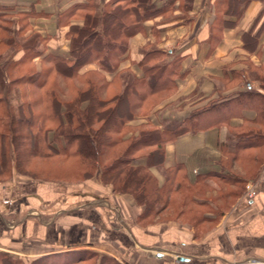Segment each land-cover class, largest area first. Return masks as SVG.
I'll list each match as a JSON object with an SVG mask.
<instances>
[{"label":"crops","instance_id":"crops-1","mask_svg":"<svg viewBox=\"0 0 264 264\" xmlns=\"http://www.w3.org/2000/svg\"><path fill=\"white\" fill-rule=\"evenodd\" d=\"M88 1L0 0V14L14 16L31 10L38 16L31 20L33 31L47 38L46 54L69 57L67 29L57 26L58 15ZM96 1L102 5L108 0ZM168 1L153 0V4L161 9ZM225 1L176 0L172 15L145 20L142 31L127 42V56L118 70L137 77H141L139 64L146 53L163 52L167 63L177 60L174 98L190 101L174 116L177 123L208 101L219 96L227 101L254 87L235 84L237 76L250 75L251 69L264 72V0H249L234 9ZM113 75L105 74L106 80ZM255 91L264 94L261 88ZM255 117L253 108L245 107L218 129L176 137L164 147V167L181 165L190 180L208 172L236 175L233 166L255 159L257 150L240 151L232 167L223 171L217 161L226 158L221 144L227 141L229 129L236 130ZM236 176L252 187L254 196L238 198L212 231L200 235L173 221L138 225L135 219L143 208L129 196L112 194L109 186L95 178L75 185L38 183L29 195L0 199V245L8 241L15 259L24 258L19 251L23 248L24 256L33 260L47 254L91 251L119 264H264V161L253 178ZM205 218L216 220L211 214Z\"/></svg>","mask_w":264,"mask_h":264},{"label":"trees","instance_id":"trees-1","mask_svg":"<svg viewBox=\"0 0 264 264\" xmlns=\"http://www.w3.org/2000/svg\"><path fill=\"white\" fill-rule=\"evenodd\" d=\"M175 1L169 0L160 9L153 0H108L99 13L91 2L71 6L57 18V26L67 28L69 57L46 54V44L42 43L47 38L38 33L13 46L10 43L15 38L6 40L5 55L2 57L0 52V178L10 174L12 162L18 165L20 141L31 157L76 161L83 180L97 177L113 194L129 195L136 206L143 207L137 220L160 214L173 198L185 196L186 192L191 202L208 207L210 201L196 198L205 189H214L213 179L245 186L246 181L230 171L208 172L190 180L181 165L165 168L164 147L182 134L218 129L228 123L231 115L245 107L253 108L256 117L236 130L229 129L227 141L221 144L226 158L219 159L218 165L227 171L240 151L264 145V134L248 127L264 126V94L248 88L227 101L219 96L202 109L192 110L181 123L164 120L131 124L140 117L136 111H143L147 101L175 90L179 67L177 60L167 63L160 51L144 54L139 64L141 77L118 70V66L127 56L128 39L142 31L141 24L158 15H172ZM248 1L226 0L225 4L234 9ZM29 12L32 13L29 10L19 15ZM75 16L81 18V26L70 24ZM36 59L39 66L34 63ZM105 74L114 75L107 81ZM261 83L264 88V78ZM21 123L26 134L18 130ZM140 160L144 165L137 164ZM153 170L163 178L162 183ZM242 188L230 195L242 197ZM205 215H201L202 220L207 221ZM87 254H51L29 264H79L89 258ZM102 260L103 264H119L103 255L100 264ZM0 264L24 263L0 252Z\"/></svg>","mask_w":264,"mask_h":264},{"label":"rangeland","instance_id":"rangeland-1","mask_svg":"<svg viewBox=\"0 0 264 264\" xmlns=\"http://www.w3.org/2000/svg\"><path fill=\"white\" fill-rule=\"evenodd\" d=\"M88 2H91V4L96 6L97 13L101 11V9L103 8V4L105 3L102 2L101 5L96 0H91ZM169 16V14H166L165 18ZM36 17L38 16L33 12L24 13L21 15H19L18 13L14 16H12L11 14H5L4 17H0V52H3V54L1 55L2 57L7 51L8 45L5 42L9 37L15 38L13 43H10L13 46L17 41L22 42V39L28 40L30 38L29 36H32V34L35 33L31 27V20L37 19ZM70 24L81 26L83 22L79 16H75L72 20H70ZM45 44H47V40L46 42L42 43V45ZM34 63L39 66V59H36ZM251 72L252 75L250 74L241 76V78L239 79L237 78V80H235V84L240 85L242 88L245 87L247 83L250 85L253 84L254 89L251 88L252 90H255L257 88H261L262 90H264L261 83L262 78H264V72L255 69H251ZM74 82H76V80ZM75 84L78 85L77 83ZM175 92L176 91L174 90L170 93L161 94L160 97H156L155 100L150 102L147 101L144 104L143 111H136L137 115L140 117L136 118V120H133L131 124H144V122L146 121H148L150 124H154L158 121H164L165 119V121L169 124L177 123V121L174 120V116L178 111H180L183 106H187L190 101L185 102L183 98H174ZM67 97L68 96H66V98ZM196 99L197 98H195V100ZM193 100L194 99H192L191 101ZM203 107L204 105L194 110L202 109ZM147 110L150 111L147 113ZM22 124L24 125V123H21L18 126V130L20 131V133L26 134L27 129ZM248 127L264 134V126H262L261 124H250L248 125ZM144 129H147V127H144ZM24 145V142L19 141V146H17L18 165L16 164L15 166V163L12 162L10 164V174L0 178V199H10L12 197L29 195L33 193L35 186L38 183L42 182H49L54 183L58 186H63L66 184H83L84 182L88 181L83 180L80 172L81 167L76 161L63 160L61 157L48 159L31 157V154L29 153L30 151H28L29 149H26V146ZM255 150H257V152ZM253 151L256 152V157H254L255 160H240L242 162L240 163L239 161V165L233 166L232 171L236 175L243 177L254 176L261 162L264 161V145L260 146L258 149H254ZM10 155L12 158H14L12 154ZM219 159L220 158H218L217 161H219ZM153 172L157 176L158 181L162 183L163 178L155 170H153ZM94 178L99 181L97 177ZM211 181L215 185L214 189H205L204 194L197 196L196 198L199 201H210L209 205H207L208 207L196 205L191 202L188 198H186V196L189 194V192H186L184 193L185 196L178 195V197L173 198L172 203H170L167 208H165L160 214L156 216L151 215L138 220L136 217L135 222L140 226H146L157 222L173 221L179 224L181 223L180 225L185 224L191 226L196 234L200 235L209 233L215 228L217 220L220 219V217L224 213L229 212L232 206L237 201V198L232 197L230 195V192H235L241 190L242 188L234 185H226L222 181H218L217 179H213ZM242 190L244 191V196H247V198L249 199L248 194L250 193V191H253L252 187L247 183L246 188L244 186ZM203 214L215 215L216 220H213L212 222L204 221L202 220L203 218L201 216ZM9 244L10 243L6 240L2 241V244L0 245V252L13 255L12 253H9L11 251H14L12 249V246ZM19 251L23 254L24 258H18V260L22 261L23 263L25 262L26 264H29L31 260L34 259L24 256L26 255L24 253L27 251L23 248L19 249ZM86 252H88L86 256H88L89 258L83 262H80L79 264H100L102 254L91 251ZM21 256L22 255L18 257ZM103 262L104 260H102V264Z\"/></svg>","mask_w":264,"mask_h":264},{"label":"built area","instance_id":"built-area-1","mask_svg":"<svg viewBox=\"0 0 264 264\" xmlns=\"http://www.w3.org/2000/svg\"><path fill=\"white\" fill-rule=\"evenodd\" d=\"M254 196V191H250V193L248 194L249 199H251Z\"/></svg>","mask_w":264,"mask_h":264},{"label":"water","instance_id":"water-1","mask_svg":"<svg viewBox=\"0 0 264 264\" xmlns=\"http://www.w3.org/2000/svg\"><path fill=\"white\" fill-rule=\"evenodd\" d=\"M186 259H184V258H180V261H185Z\"/></svg>","mask_w":264,"mask_h":264}]
</instances>
